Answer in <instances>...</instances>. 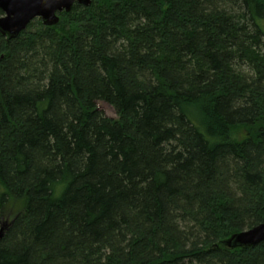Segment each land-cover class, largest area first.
I'll use <instances>...</instances> for the list:
<instances>
[{"label": "trees", "instance_id": "trees-1", "mask_svg": "<svg viewBox=\"0 0 264 264\" xmlns=\"http://www.w3.org/2000/svg\"><path fill=\"white\" fill-rule=\"evenodd\" d=\"M262 222L264 0H92L0 33V264H264L223 244Z\"/></svg>", "mask_w": 264, "mask_h": 264}, {"label": "water", "instance_id": "water-1", "mask_svg": "<svg viewBox=\"0 0 264 264\" xmlns=\"http://www.w3.org/2000/svg\"><path fill=\"white\" fill-rule=\"evenodd\" d=\"M76 3L88 6L92 0H0V9L3 11L0 16V33L7 40L17 38L35 18H41L46 26L57 25L60 13L69 12ZM5 228L6 223L1 227L0 238ZM263 241L264 222L234 233L223 244L230 249H237L254 247Z\"/></svg>", "mask_w": 264, "mask_h": 264}, {"label": "rangeland", "instance_id": "rangeland-1", "mask_svg": "<svg viewBox=\"0 0 264 264\" xmlns=\"http://www.w3.org/2000/svg\"><path fill=\"white\" fill-rule=\"evenodd\" d=\"M35 19H37V18H35ZM35 19H34V21H35ZM40 19V18H39ZM32 22V21H31ZM30 22V23H31ZM29 23V24H30ZM33 27V26H32ZM31 26L28 28L30 31L33 29ZM23 32V31H22ZM21 32V33H22ZM244 68H246V67H244ZM99 104V108L104 112V114L106 115V116H108V117H111V118H116L117 117V113H116V111H115V109H114V107L113 106H111L110 104H108V103H106V102H99L98 103Z\"/></svg>", "mask_w": 264, "mask_h": 264}]
</instances>
